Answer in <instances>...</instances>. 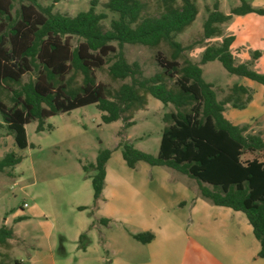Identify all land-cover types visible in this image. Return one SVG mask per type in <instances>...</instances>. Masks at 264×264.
<instances>
[{
	"label": "trees",
	"instance_id": "obj_1",
	"mask_svg": "<svg viewBox=\"0 0 264 264\" xmlns=\"http://www.w3.org/2000/svg\"><path fill=\"white\" fill-rule=\"evenodd\" d=\"M41 1L0 0V117L14 144L19 149L29 145L27 123L36 121V131H41L47 117L88 104L100 110L103 123L120 119L124 129L133 124L132 113L145 106L146 95L150 94L172 109L162 115L164 125L155 154L135 147L129 140L118 143L126 166L135 168L143 161L192 177L202 198L243 212L259 241L257 255L264 258V160L241 158L247 151L264 150V139L247 132V124H234L224 115L227 103L235 109L245 108L252 89L234 83L223 98L217 99L213 84L203 78L200 66L218 60L227 72L264 87V73L247 63L234 62L230 51L234 35L206 46L199 62H194L184 55L185 47L175 36L195 19V0H161L162 9L155 15L146 13L143 0H106L102 4L106 11H97L96 0H90L86 10L74 15L54 10L59 0H49L48 4ZM205 10V38L220 34V25L232 15L264 14V9L253 7L249 0H239L229 13L219 10L218 0ZM107 11L115 16L106 26ZM125 43L148 47L163 43L169 53L157 51L158 69L146 76L137 61H127ZM259 55L254 51L252 59ZM105 65L111 79L129 81L116 88L98 81L96 71ZM111 152L99 149L94 162L82 166L84 171L87 166L94 171L89 176L94 204L101 196ZM21 159L15 151L4 153L0 171L12 168ZM23 218L17 216L15 221ZM85 236L81 233L78 243ZM132 236L147 242L153 235L144 231ZM12 237V229L2 224L0 247H8ZM79 247L84 250L86 244ZM0 264L5 263L0 259Z\"/></svg>",
	"mask_w": 264,
	"mask_h": 264
},
{
	"label": "rangeland",
	"instance_id": "obj_2",
	"mask_svg": "<svg viewBox=\"0 0 264 264\" xmlns=\"http://www.w3.org/2000/svg\"><path fill=\"white\" fill-rule=\"evenodd\" d=\"M105 1L96 0L97 11H106L102 5ZM143 1L147 4V14L155 15L162 9L161 0ZM214 1L195 0L198 8L195 19L175 36L185 47L184 55L199 62L206 46L220 43L224 36L234 35L230 45L234 62L247 63L256 72L264 73V58L256 62L252 59L254 51L264 50V14L232 15L220 25V34L205 38L202 33V22L207 14L205 7L212 8ZM41 2L48 4L49 0ZM89 3L90 0H59L54 3V10L74 15L86 10ZM238 3L239 0H218V8L229 13ZM249 3L264 9V0H249ZM107 13L106 26L115 16ZM123 51L127 61H137L146 76L158 69L156 52L169 53L163 43L157 47L125 43ZM200 66L203 78L213 84L217 99L223 98L232 84L251 82L249 85L253 87L254 98L250 107L240 110L227 103L224 115L238 123L247 118V132L257 133L264 139L261 84L227 72L218 60L207 61ZM96 75L98 81L111 88L129 81V78L111 79L106 65L97 70ZM146 98L145 106L131 115L134 124L124 129L120 119L103 123L95 104L49 116L44 120L41 131H36L37 122L31 121L25 125L29 145L23 149L14 144L0 117V157L8 151L22 156L12 168L0 171V226L10 227L15 234L8 247H0V259L5 264H113L115 257L123 258L125 253L139 250L140 244L132 234L144 232L143 227L151 217L157 212L160 214L161 207L169 206L167 196L161 198L159 195L155 199V193L160 194L159 186L163 181L159 173H168L164 182L172 185L170 192L182 181V186L190 192L189 205L195 202L210 204L199 195L192 177L142 161L135 168L124 163L118 143L129 140L135 147L155 154L164 125L162 115L172 109L171 105H163L150 94ZM252 116L256 117L257 124ZM137 136L142 137L140 141L133 140ZM102 148L112 152L105 165L107 176L101 196L94 204L89 178L94 171L90 166L84 171L82 166L94 162ZM253 157L264 160V150L247 151L241 155L242 160ZM17 216L24 218L15 221ZM163 216L170 219L176 217V213L168 208L163 210ZM81 233L86 236L78 243ZM83 244H86L85 250L79 247Z\"/></svg>",
	"mask_w": 264,
	"mask_h": 264
},
{
	"label": "crops",
	"instance_id": "obj_3",
	"mask_svg": "<svg viewBox=\"0 0 264 264\" xmlns=\"http://www.w3.org/2000/svg\"><path fill=\"white\" fill-rule=\"evenodd\" d=\"M259 52L260 55L253 59L255 62L264 58V50ZM249 84L251 82L248 81L243 85L253 89ZM259 89L263 93V85ZM253 98L252 95L245 108L240 110L248 109ZM252 118L257 124L256 117ZM130 120L134 124L133 117ZM247 122V118H244L239 123H232L243 125ZM141 138L137 136L133 140L140 141ZM159 176L163 179L159 186L160 194L153 195L156 200L159 195H162L161 198L167 196V207L175 211L176 217L165 219L163 210L168 208L161 207V213L157 212L143 227L144 231L152 233V238L147 242L136 240L140 244L139 250L125 253L123 258L115 257L113 264H264V258L257 255L259 241L253 235L251 225L243 212L211 202H195L189 205L190 192L182 186V181L176 188L174 185L173 192H170L169 187L172 185L164 182L168 173H159Z\"/></svg>",
	"mask_w": 264,
	"mask_h": 264
}]
</instances>
